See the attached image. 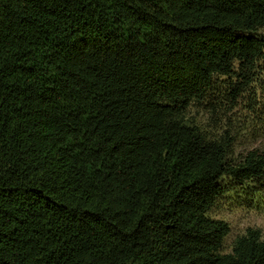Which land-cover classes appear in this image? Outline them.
Returning <instances> with one entry per match:
<instances>
[{
	"label": "trees",
	"instance_id": "trees-1",
	"mask_svg": "<svg viewBox=\"0 0 264 264\" xmlns=\"http://www.w3.org/2000/svg\"><path fill=\"white\" fill-rule=\"evenodd\" d=\"M262 61L264 0H0V264H264L207 214L264 150L185 119Z\"/></svg>",
	"mask_w": 264,
	"mask_h": 264
},
{
	"label": "rangeland",
	"instance_id": "rangeland-1",
	"mask_svg": "<svg viewBox=\"0 0 264 264\" xmlns=\"http://www.w3.org/2000/svg\"><path fill=\"white\" fill-rule=\"evenodd\" d=\"M257 77L259 79L236 100L230 96L234 80L216 78L207 97L187 109L186 121L211 135L229 129L234 136L232 156L239 157L253 148L264 150V61ZM225 182L224 196L207 213L213 219L227 222L230 227L221 253L231 252L235 240L248 228L259 229L264 239V178L240 185L228 179Z\"/></svg>",
	"mask_w": 264,
	"mask_h": 264
}]
</instances>
